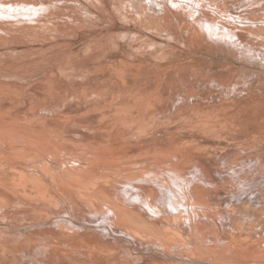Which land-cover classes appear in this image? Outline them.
Listing matches in <instances>:
<instances>
[{"label":"bare ground","instance_id":"6f19581e","mask_svg":"<svg viewBox=\"0 0 264 264\" xmlns=\"http://www.w3.org/2000/svg\"><path fill=\"white\" fill-rule=\"evenodd\" d=\"M208 43L264 54V0H0V264H264V101Z\"/></svg>","mask_w":264,"mask_h":264},{"label":"rangeland","instance_id":"374dc122","mask_svg":"<svg viewBox=\"0 0 264 264\" xmlns=\"http://www.w3.org/2000/svg\"><path fill=\"white\" fill-rule=\"evenodd\" d=\"M6 42H8V41H4L2 43L7 45ZM210 43H208L207 45L204 44L202 46V48L200 47L201 49L199 48V46H191L193 48V50H196L198 53H200V54H196V56H194V57L197 58V61L199 63L201 62L202 68H205V69L212 68V70H214V71L223 72V73L229 72V73H231V75L239 76L238 77L239 82L241 83V86L243 88H246V90H247L246 93L248 92L247 94L249 96H251V98H254V97L257 98L258 97L257 99L264 101V94H263L264 93V83H263L264 82V54L262 52H260V53H256V52L254 53L253 51L247 52L246 50H242L241 48H238V47H236L238 50H235L234 44H232V45L229 44L230 46L224 45L225 47H223V45H222L223 43L220 44L222 46H220L219 43H218V45H215V43L217 44V42L212 43L213 45L212 44L210 45ZM8 44H9V42H8ZM214 45H215V47H213ZM217 46L223 47L222 50L224 53L222 51H218L221 49H220V47H217ZM231 46H234V47H231ZM166 47H170V46L166 45ZM260 54L262 55L263 58L258 57ZM202 55H203V57H202ZM195 67L201 69V67H199L198 64L195 65ZM244 85H247V86L244 87ZM260 90H262V91L260 92ZM241 101H239V102L241 103ZM247 102H248L247 100L244 101L245 105L249 107V104ZM238 105H240V104L238 103ZM246 106H244V107H246ZM215 108L217 111H220V109H221L220 106H216ZM244 110H246V111H244ZM248 110H249L248 108L247 109L243 108V106L241 107V105H240V107L235 108V110L233 111L234 116H236V114H237V116H236L237 118L234 119L235 124H236V126L238 125V123L241 124V125L239 124V126H237V127L239 130H242L243 133H241V134L245 137L253 136V134L255 135L256 129H257V131H259L262 127H264V123H262V122L256 121V124L255 123L253 124L251 121H250L251 123L249 122V116L251 117L252 115H251V112ZM239 112L241 115L239 114ZM248 113H249V115H248ZM244 117H245V119H244ZM247 122H249V124H247ZM244 124H245V129L242 128L244 126ZM252 125H253V127H252ZM259 125H260V127H258ZM239 127H241V128H239ZM251 130H253V131L255 130V131L251 132ZM244 132H246V133H244ZM248 132H250V134H248ZM261 132L264 133V130L261 129ZM196 140H198V141H196ZM193 142L194 143L196 142V144H199V146H201V147H204V146H212L213 147V146H215V143L213 142V140H210V139H207L205 141L204 139L196 138ZM190 143H192V142H190ZM223 145H225V143H223L222 145H218V146H223ZM229 145H231V143H229ZM227 148L229 149V146ZM230 148L235 149V148H237V145L236 146L232 145V146H230Z\"/></svg>","mask_w":264,"mask_h":264}]
</instances>
